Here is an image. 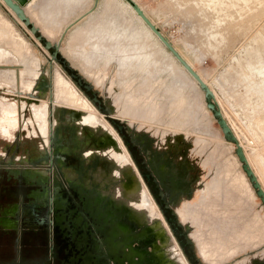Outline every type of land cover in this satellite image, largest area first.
Listing matches in <instances>:
<instances>
[{
    "label": "bare ground",
    "instance_id": "1",
    "mask_svg": "<svg viewBox=\"0 0 264 264\" xmlns=\"http://www.w3.org/2000/svg\"><path fill=\"white\" fill-rule=\"evenodd\" d=\"M0 1L20 23H23L3 0ZM121 1L124 3H121V6L124 8L119 5L118 0H102L103 13H99L100 15L97 17L96 29L101 32H109L110 43L114 45L119 39L121 43V38L123 40L127 38L129 40L144 38V41L142 40L145 43L143 46L148 51L146 59H131L129 55V57H125L127 55H124L123 52L122 54H116L115 51H107L101 48L102 51L99 52L90 49V46L81 50H70L69 58L79 65L83 74L91 77L96 85L103 88L114 115L128 119L131 124L138 121L140 126L144 123L152 124V122L162 123V121H166V126L163 125L166 128L162 129V142L169 139L179 145L189 133H194L193 142L198 147V151H202L209 143L214 141V146L202 160V167L208 175V179L202 184L196 199L185 200L177 206V213L180 214L181 220L187 226H193L190 234L196 242L202 259L208 264H220L222 260L235 255L246 247L264 241V220L257 211L252 210L253 199L256 195L246 174L242 171L235 172L228 157L217 159L224 151L221 145L222 137L211 132L208 136L203 134L205 131H209L205 116L210 109L207 108L204 100L198 99L196 95V90L202 91L197 81L163 45L155 33L136 13L131 3L128 0ZM134 1L137 2V0ZM204 1L208 5L205 6L212 7L215 11L219 7H222L224 11L227 10L226 8L229 9V6L239 7V3L244 5L242 10H247L250 9L249 3H251L250 0ZM83 2V0H27L23 7L40 31L42 30L43 33L52 36L56 27L58 29L64 19L67 18V21H69L67 24L69 29L75 23L77 24L80 19L92 16V12H95V3L89 9L80 13H76L71 8L78 7L84 4ZM127 14L130 16L129 19ZM86 18L77 26L84 22ZM118 19H121L120 23L118 22L119 24L116 23ZM150 19L152 20V18ZM90 21L92 22V20ZM222 22L219 18L216 25H220ZM70 23L72 24L70 25ZM217 34L220 33L210 31V34L207 35L215 37ZM150 36L154 37L158 44L149 42ZM138 42L140 43L139 40ZM120 43L115 46L119 48L122 44ZM172 44L174 46V43ZM163 50L169 52L172 59L165 57ZM138 51L140 50L138 49ZM0 53V65L18 64L21 66L20 80L23 89H30L43 72L42 63L25 36L20 40V47L3 50ZM183 57L205 80L203 73L187 57ZM152 59H157L158 64L151 61ZM52 62L55 61L52 60ZM95 70L97 72H94ZM262 70L257 75L264 80V69ZM17 82L18 73L15 68L0 69V88H4V86L14 88ZM205 82L208 84L207 81ZM115 84L121 90H114ZM51 86L52 121L48 120V100L41 98L31 102L32 113L25 118V124H27L26 120H30L31 123V120L34 119L37 122L39 132L45 137L49 133H53L54 127L58 125L67 124L72 126L76 133L77 145L80 146L85 162H91L96 156L100 157L96 168L86 173L84 181L89 183V178L93 175V183H100L101 194L108 195L117 206L124 205L128 217L139 223L155 220L154 226L157 229H165L156 205L141 176L138 175L125 145L103 113L96 108L70 77H65L57 70L52 74ZM212 91L215 96L214 89ZM215 100L217 101L216 97ZM218 105L220 107L219 103ZM63 107H66L67 110L62 118L60 113ZM17 110L18 106L15 101H9L5 95L0 97V120L10 119L13 129H16L19 124ZM221 111L223 113L222 108ZM255 122L260 130L264 121L257 119ZM231 130L243 148L244 146L237 133L232 128ZM25 133L27 136L38 135V133ZM262 135H264V132H262ZM26 158V155H17L14 160L24 163ZM258 158L261 160L260 166L262 167L258 170L264 177V156L259 154ZM253 171L263 187L257 173L254 169ZM66 172L69 177H72L73 173L69 169H66ZM107 183L108 187H102L103 184ZM112 185L115 186L113 191L110 189ZM166 243L164 251L168 253L167 256L168 259H171V264H189L170 236L166 237ZM237 264H247V261Z\"/></svg>",
    "mask_w": 264,
    "mask_h": 264
},
{
    "label": "rangeland",
    "instance_id": "2",
    "mask_svg": "<svg viewBox=\"0 0 264 264\" xmlns=\"http://www.w3.org/2000/svg\"><path fill=\"white\" fill-rule=\"evenodd\" d=\"M83 1L84 4L78 7L71 8H73L76 13H80L83 12V10L85 11L89 9L95 3V0ZM118 1L120 6L124 4L121 0ZM203 1L204 0H137V2H139L138 4H141L140 7L144 8L142 9L146 13V15L149 18H152V20L161 29L164 35L170 41H172V43H174V46L177 48V50L179 52L181 51L180 54H183L182 56L187 57L194 64V66L201 73H203L205 81H207L209 86H211L210 88L214 89L215 97L223 110L225 118L227 119L229 125H231L230 127L237 133L238 137L240 138V141L244 146V152L248 157L250 165L257 173L264 187V177L262 176L260 170H258L262 168L260 166L261 160L258 158V156L259 154L264 156V135H262V132H264V123H262V127L259 130L255 122L257 119H262L264 121V80H262V77L257 75L258 72L261 73L263 71L262 69H264V0H250V9L246 8L247 10H242V6H244L242 5L243 3H239V7L229 6V9L225 7L227 9V12L224 11L222 7H219V9L215 11L214 8L207 7L208 5L205 4V1ZM101 3L102 0H100V2L99 0H97L94 5L95 12H92V16H90L89 18L85 17L86 20L77 26V24L85 18L80 19L77 24L75 23L76 25H72V28L70 27L65 31V34L62 37L59 51L60 54L63 55V57L67 58L70 64L73 65V67H75L79 73H81L83 78L92 85L93 89H95L103 97H106L103 88L96 85L91 77L83 74L80 70L79 65L69 58L70 50H81L82 48H89L90 46V49L97 50L99 52L102 51L101 49H106L107 51H115L116 54H122L123 52L124 55H127L125 57L130 56L129 58L131 59L143 60L146 59L148 51L144 49L143 45L145 43L143 42L144 38L142 37L138 39L140 43L142 42L141 45L138 40H129V38L123 40L121 38L122 44L119 42L120 39L117 40L116 44H121L120 47L117 48L115 46L116 44L114 45L110 43L111 38H109V32H101L100 30L96 29L98 23L97 17L98 15L103 13V7ZM0 11L13 23L17 30L23 36H25V39L31 43L35 54L37 53L36 55L42 63L43 72L36 79L35 84H33L30 89L24 88L25 90L22 88L20 80L21 66L18 64L0 65V69L6 67L15 68L18 73V82L16 85L17 87L15 86L14 88H8V86H4V88H0V97L5 95L9 101H15L17 103L18 110L16 113L19 117V125L16 129L13 130L12 135L4 134L0 129V168H12L16 170L22 168L24 170V173H27L29 171H33V166H38L42 169L47 167L46 160L43 159V157H40L41 153L39 148H46V151L51 150L55 154L57 149L60 150L62 149V147L69 146V143H73L71 141L74 137L72 127L60 125L54 128L55 139L52 143V146H50V143L49 145L44 144L48 142V136H43L39 132V130L38 135L27 136L25 133L26 129L24 127V123L25 118H27V116L32 113V98H36V101L37 99L41 98L48 100L49 95L47 82L49 80L50 74L52 77L53 72L56 70L63 74L65 77H70L83 93L84 91L68 74V71L61 65L60 61L54 60L55 62H52L51 65L49 64L51 49L45 48L43 43L39 41L36 38L35 34L29 30L28 26L18 22L9 12L7 7L1 2ZM229 14L232 16H230ZM127 15L126 16L129 19L130 16L129 14ZM219 18H221V22H224L220 23V25H216V21ZM89 19L92 20V22ZM120 20L121 19L115 21L116 23H120ZM68 22L69 21H67V18L64 19L61 25H59L58 29L56 27L54 35L52 36L43 33L42 30L41 32L43 33L45 38H48L51 41H57V39L64 31V27L67 26ZM142 29H144V27H142ZM210 31L219 32L220 34L215 35V37L217 36L216 38L213 36L209 37V35L207 34H210ZM77 33H80V36ZM71 35H73L74 37ZM127 41H129L128 44ZM149 42L157 43L155 41V38L151 36ZM97 47L98 49H96ZM138 49L140 51H138ZM163 52L164 56L168 59L172 57L169 52L164 50ZM156 60L152 59L151 61L156 62ZM156 64L158 63L156 62ZM176 66L181 68L179 65ZM94 72H97V70H95ZM117 89L121 90L120 87L115 84L114 90ZM34 91H38L39 94H36ZM196 95L198 99L204 100L205 102L204 94L202 93V91H200L199 89L196 90ZM48 104L49 108L51 109L52 103L48 101ZM66 110L67 108H62L63 115H65ZM205 118L207 120L209 131H205V133L203 134L208 136L211 132L222 137L221 145L224 151L217 157V159L220 160L228 157V160L234 168L235 172H244L242 163L235 153L234 142L224 137L221 128L217 123L216 118L213 116L211 110H209ZM126 120L129 121L128 119ZM165 123L166 121H162V123L152 122V124L144 123L140 126L139 122L136 121L133 122L132 129L136 132H144L150 139L149 142L151 143L152 149L159 150L163 147L161 143V136L163 135L162 129L166 128ZM187 137V141L189 142V144L185 149V152H177L172 157V161H174L176 164L181 165L180 168L177 169L183 172L186 177H193V180L190 181L191 188L189 192L186 195H179V197L177 198L178 204L182 203L185 200H194L198 196L200 187L202 186L204 181L208 179V175L205 173V170L202 167V160L205 158L209 150L214 146L213 141L209 143L205 147V149H203L202 151H198V147L193 142L195 134L189 133ZM165 142L168 143V140L166 139ZM5 149L9 153L5 152ZM15 152L18 153L14 155ZM4 154H7V156ZM9 154H11V157ZM17 155H26L28 158L26 162L23 163L14 160ZM138 175L140 176L139 173ZM37 176L42 178L40 174H37ZM54 178L55 181L61 180L60 176L57 174L54 175ZM247 179L249 181L248 177ZM249 184L253 189L254 194L256 195V197L253 199L252 210L257 211L264 220V206L260 200V197L256 194V191L250 181ZM114 188L115 186L112 185L110 189L113 191ZM2 191V188H0V200H5L4 202L10 204L9 206L13 204L17 205V203L22 204L20 200H22V202L25 201L24 194L20 196L22 192L20 193V189L18 188L15 189V193L10 198L11 200H13V202L8 201L7 198H4ZM23 193H25V191ZM153 202L155 203L154 200ZM155 205L160 214V220L163 222V225L167 233L169 234L162 214L156 203ZM177 206L178 205L175 206L176 212L178 211ZM3 210L4 209H2V211ZM13 210L14 209L11 207H8L6 209L7 212L11 211L10 214L13 212ZM177 214L180 217V214ZM192 228L193 226L190 227L186 225L187 232L190 233ZM168 236L171 237L170 234ZM9 237L10 236H7V238ZM189 240L193 244L195 256L197 257L199 263L208 264L200 256L195 240L192 237H190ZM175 245L177 246L176 243ZM45 256L46 252L43 250L35 251V254L33 256H18L10 254L0 258V263L18 264L21 262H39L45 259ZM242 261H247V264H264V241L257 245L246 247L244 250L239 251L235 255L222 260L220 264H237Z\"/></svg>",
    "mask_w": 264,
    "mask_h": 264
},
{
    "label": "flooded vegetation",
    "instance_id": "3",
    "mask_svg": "<svg viewBox=\"0 0 264 264\" xmlns=\"http://www.w3.org/2000/svg\"><path fill=\"white\" fill-rule=\"evenodd\" d=\"M60 63L118 133L147 191L157 204L173 242L177 244L189 264H200L189 240L191 235L175 209L176 205L181 204H178L177 198L189 192L190 181L193 180V177L188 178L177 169L180 168V164L172 161L177 152H185L189 144L188 137L179 145L167 139L168 143L166 140L161 141L163 146L161 149H152L147 135L141 131H134L129 121L112 114L107 98L93 89L70 62L71 67L64 66L65 62ZM34 92L39 94L38 91ZM48 101L51 102L49 96ZM60 116L64 117L62 111ZM48 120L52 121V107L50 109L49 104ZM73 132L74 137L71 141L73 143L57 149L55 154L51 150L46 151L45 146V149L39 148L40 157L46 160L47 167L42 169L33 166L32 170L42 178L33 179L34 182L31 183L23 175L24 170L19 168L16 170L20 174L17 181L12 184L8 182L7 186L2 188L4 198L11 202L13 200L10 198L15 189H20V193L22 192L20 196L24 194L25 197L24 202L20 200L22 210H28L26 217L34 216L38 221L39 225L35 229H23L28 239L34 237L33 239L37 240L34 251L46 252L45 259L37 263L171 264L168 253L164 251L166 237L169 235L166 229H157L154 226L155 220L139 223L128 217L124 205L117 206L108 195L101 194L100 183H93V175L90 176L89 183L84 181V176L89 170L96 168L100 157L96 156L91 162H85L80 146L76 142L74 128ZM53 133L48 134V142L44 144L50 143L52 146L55 139ZM5 152L8 151L5 149ZM9 155L11 157V154ZM66 169L73 173L72 177L68 176ZM56 174L60 176V181H55ZM47 182L51 183L50 193ZM108 186V183L102 185L104 188ZM51 206H54L52 210ZM50 223L51 230L47 226ZM2 257L3 255H0V258Z\"/></svg>",
    "mask_w": 264,
    "mask_h": 264
},
{
    "label": "crops",
    "instance_id": "4",
    "mask_svg": "<svg viewBox=\"0 0 264 264\" xmlns=\"http://www.w3.org/2000/svg\"><path fill=\"white\" fill-rule=\"evenodd\" d=\"M1 2V1H0ZM2 3V2H1ZM10 12V11H9ZM11 13V12H10ZM12 14V13H11ZM13 15V14H12ZM17 20V18L13 15ZM18 21V20H17ZM19 22V21H18ZM7 24V25H6ZM13 35V36H12ZM23 39V35L17 30L13 23L5 17L0 11V52L7 49H15L20 47V40ZM1 54V53H0ZM4 55V54H3ZM27 124L24 123V127L27 133H38V125L34 119L26 120ZM19 125V124H18ZM0 129L4 134L12 135L13 126L10 119L0 120ZM29 129V130H28ZM31 183L33 179L39 178L37 173L29 171L23 174ZM20 174L16 169L12 168H0V188L5 187L9 183H15ZM51 182V181H50ZM49 193L51 192V183L48 184ZM5 200H0V255H18V256H33L35 254L34 246L37 245V240L34 237L26 236L25 228L35 229L39 224L38 221L33 217H26L28 210H22V204L17 205L7 204ZM8 207L13 208V212L6 211ZM2 209H4L2 211ZM17 212V214H16ZM29 215V214H28ZM51 230V223L47 225ZM24 232V233H23ZM7 236H10L7 238ZM12 250V251H11ZM18 264H38L37 262H21Z\"/></svg>",
    "mask_w": 264,
    "mask_h": 264
},
{
    "label": "water",
    "instance_id": "5",
    "mask_svg": "<svg viewBox=\"0 0 264 264\" xmlns=\"http://www.w3.org/2000/svg\"><path fill=\"white\" fill-rule=\"evenodd\" d=\"M4 3L11 8L15 15L26 25L29 30L35 34L36 38L41 41L45 48L51 49V54L49 57V64L51 65L52 60H60L65 62L64 66H70L67 58L62 57L60 54V43L62 41V37L65 34V31L68 29L67 26L61 36L57 39V41H51L48 38H45L43 33L40 31L39 27L35 25V23L30 19L29 15L26 14L24 10V4L27 0H3ZM136 13L142 18V20L148 25V27L155 33V35L159 38V40L163 43V45L174 55V57L183 65L185 70L197 81L199 88L203 91L205 105L208 109L212 111L213 116L216 118L217 123L219 124L221 131L224 137L235 144V153L238 156L240 162L242 163V168L249 178L252 186L254 187L256 194L260 197V200L264 206V189L261 186L256 174L253 169L249 165L247 157L244 153L242 146L240 145L237 137L231 130L230 125L228 124L226 118L224 117L221 108L219 107L217 101L215 100L214 93L209 85L203 80L199 72L179 53V51L173 46L171 41L161 32V30L157 27L155 23L145 14L143 9L138 5V3L134 0H128ZM97 0H95V3ZM73 23V22H72ZM70 23V25L72 24ZM71 67V66H70ZM81 77V75H80ZM80 79V78H79ZM78 79V81H79ZM49 88V96L51 99V74L48 81ZM52 202V197H51ZM56 207V206H55ZM54 206H51V210ZM53 246L51 245V255H52Z\"/></svg>",
    "mask_w": 264,
    "mask_h": 264
}]
</instances>
